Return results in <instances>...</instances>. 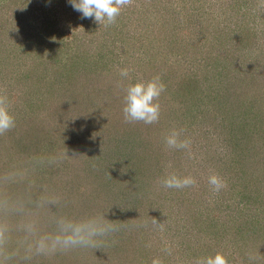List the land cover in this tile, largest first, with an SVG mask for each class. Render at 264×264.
I'll return each mask as SVG.
<instances>
[{
    "label": "rangeland",
    "instance_id": "374dc122",
    "mask_svg": "<svg viewBox=\"0 0 264 264\" xmlns=\"http://www.w3.org/2000/svg\"><path fill=\"white\" fill-rule=\"evenodd\" d=\"M6 1L0 0V14H14V8L29 1L36 5L25 6L22 10L32 12L33 8L39 7V2L35 0H11L12 3L4 8L1 5ZM238 6L240 11L243 8L246 11L233 10L229 16L238 13V17L231 19L240 18L241 22L249 24L252 33L254 30L258 32L261 38L258 42L262 44L264 0H239ZM74 11L72 6L63 4L56 14L52 31L45 27L38 34L44 39L47 32L51 36L59 35L60 41L71 44V51L68 50L70 57L74 54L85 55L92 60L90 65L84 63L85 57L76 62L77 58L73 57L67 70L69 83L57 75L61 71L56 68L59 63L50 58L45 64L37 65L38 74L34 70L29 78L21 71L17 76L11 72L7 75L6 70L0 71V92L7 95L10 111L15 117V127L0 135V175L12 171L23 174L24 179L7 186V191L13 196L26 200L50 194L61 196V204L51 211L33 209L38 214L42 232L55 231L54 216L82 219L101 213L117 231L99 249L78 248L51 257H39L34 264H152L154 258L161 259L163 264H192L197 258L217 252L224 253L229 264H264V212L258 210L256 215L254 213L255 207L264 206V178L261 186L254 189V169L248 165L245 167V177L238 179L241 186L234 187L232 191L228 184L233 177L231 173L224 169L217 172V166L214 171L216 158L209 161V153H206L210 143L215 148L219 141L210 142L205 138L206 131L225 130L226 124L228 131L243 128L244 122L240 116L247 114L256 86H261L258 94L264 97V85L260 82L262 76L254 69L257 64L258 67L264 66V49L252 41L244 44L237 37L227 42L223 55L229 56L230 61H237L234 65L241 64L243 71L240 81L237 79L229 88V96L233 94L237 98L234 113L227 108H217L222 111L219 113L222 116L211 115L198 127L190 128L194 133L188 130L189 127L183 129L176 126V131L181 132L180 139L190 140L191 145L190 149H173L167 147L165 136H154L158 129L166 130L162 126L170 121L168 117L164 119L169 121L159 118L160 123L158 120L150 125L143 122L126 123L124 120L122 109L128 86L125 81L129 80L128 84L139 81L138 75L133 72L137 71V67L141 68L142 62L136 60V56L128 57L138 48L132 36V32H137L132 28L137 11L131 10L130 18L125 13L117 17V25L108 26L106 35H103L105 28L99 33L100 27H91L90 31L94 30V34L85 30L86 23L91 21L93 24L92 19H85L84 24L78 26ZM234 24L231 22L228 29H233ZM234 35L236 32L233 31ZM64 58L68 60L66 55ZM160 62L149 71L154 74L153 77L158 75L163 82L167 73L165 65H160ZM184 65L188 69L190 63L185 61ZM125 68L133 76L123 79L120 70ZM195 69L203 70V66ZM219 70H222L221 74L224 73L222 67ZM45 73L47 77L43 76ZM225 75H221V79ZM250 79H253L252 85L256 84L254 90L248 89ZM50 87H53V95L48 90ZM166 88V94L159 97L157 102L161 110L169 113L168 105L178 107L185 103L171 97L170 88ZM175 111L170 113V118H175L179 113V110ZM217 116L226 122L224 127L219 125V119L215 118ZM160 133L158 131V135ZM245 135L246 141H253L247 138L254 136V133L246 132ZM32 136L36 144L29 140ZM171 174L192 176L197 182L196 186L183 189L163 187L161 181ZM212 174L227 183V187L219 193H214L208 183V177ZM234 191L240 197L235 196ZM231 192L233 197L240 200L238 208L231 215L242 218L247 211L248 215L252 214L253 221L242 222V226L238 225L239 231L235 233L231 229L228 237L222 238V217L225 218L229 210L232 211L229 208L225 210L222 204L228 200ZM195 197L200 201L206 200L207 204L213 199L218 202V205L207 206L197 227H193L191 221L186 223L187 219L182 217L191 218L186 213L189 209L171 214L168 208L173 200L180 202ZM210 211L212 224L210 218L207 219ZM153 218L163 225L162 231L152 224ZM236 236L241 240L240 244H237ZM168 248L171 254L165 251Z\"/></svg>",
    "mask_w": 264,
    "mask_h": 264
},
{
    "label": "trees",
    "instance_id": "16d2710c",
    "mask_svg": "<svg viewBox=\"0 0 264 264\" xmlns=\"http://www.w3.org/2000/svg\"><path fill=\"white\" fill-rule=\"evenodd\" d=\"M35 1L39 2V7H35L38 14L35 12V8H33L32 12L31 10L29 12L22 10L25 6L29 8V5L30 7L36 5L35 2L31 4L32 2L30 1L14 8V14H0V71L6 70L7 75L11 72L13 76L19 75L21 71L29 78L34 70L38 74L37 65L45 64L50 58L59 63L56 68L61 71H58L57 75L64 78V82L69 83L70 79L68 78L67 70H69V64H72L71 59L73 57L77 58L76 62L81 57H85V55L77 56V54H74L73 57H70L68 50L71 51L69 48L71 44H67L65 40L60 41L59 35L53 34L51 36L47 32L45 39L38 35L45 27L49 30L52 29L56 23V14L59 13L58 11L61 10L63 4L71 6L69 0ZM11 3V0H7L1 6L6 8ZM238 5L239 0H135L132 6L122 10L121 15L125 13L128 18L131 16V10L138 13L134 14L135 18L132 22V28L137 30V32H132L133 38L136 39L133 40L138 47L136 48L137 52H135L137 55H134V53L132 56H128L129 58L136 56V60L142 61L140 63L141 68L138 69L137 67V71L133 72L138 75V82L151 80L154 74L149 69H155L156 65H158L157 63L161 61L160 65H165V73H167L165 81L162 82L165 85V89H167L166 87L170 88L169 95L178 100L181 99L185 103H181L183 105L178 107L173 106V104L168 105L167 110L169 113L161 110L160 115L162 116H160V119L163 118V121H170L164 122L162 128L166 130L158 129L161 133L158 135V131H156L154 133L155 137L162 138V136H165L166 138L171 131L177 130L176 126H180L183 129L189 127L188 130L198 127L211 115L213 117L215 115L222 116L219 113L226 108L229 112L234 113V102L237 98L233 94L229 96V88L237 79L240 81V75H242L243 71L241 64L236 66L234 62L237 61H230L229 56L223 55L227 42L237 37L244 44L252 41L260 49H264V40L262 44L258 42L261 39L258 37V32L254 30V33H252L249 24L245 22L244 24L243 21H240V18L231 19L238 17V13L231 17L229 16L231 14L229 12H233V10L246 11V8L240 11L241 8ZM73 14L76 17L75 23L78 26L84 24L85 19L81 18L79 12L74 11ZM231 22L232 25L233 22L235 24L234 28L229 30ZM85 26L87 32L90 31L91 27H100L99 33L105 28L103 35L107 34V27L103 25H98L94 22L92 24L90 21ZM233 31L236 32L234 36H232ZM89 34H94V30H91ZM39 45L40 47H38ZM79 49H81V45ZM65 55L68 57L66 61ZM231 57L233 56L231 55ZM83 59L84 63L91 65L92 60L90 58L85 57ZM185 61L190 63L188 69L184 65ZM199 65L203 66V70L195 69ZM256 66L254 69L260 72L262 76L260 82L261 85H264V66L258 67V64ZM219 67L224 69V73L222 72L221 74L222 70H219ZM74 71L77 70L75 69ZM223 74L225 78L221 79L220 76L222 75L223 77ZM228 74L235 76L230 77L227 76ZM47 75L45 73L43 76L47 77ZM130 76H133V74L129 72L128 78ZM228 77L230 78L227 79ZM13 80H16L15 77H13ZM226 80L227 82H225ZM252 81L253 79L249 80L248 89L254 90V85L256 84L252 85ZM125 82L129 85V80ZM45 83L49 84V82ZM59 83H61V80L60 82L58 81ZM52 88H48L51 95H53ZM259 90H262L261 86H256L255 93L253 92L254 99L247 114L240 116L242 122H244V129L233 128L228 131L226 130L228 129L226 124L225 130H205V138H208L210 142L219 141L215 148L210 143V148L206 151V153H209V161H214V158H216V162L213 164L214 171L215 166H217V172H220V169H224L225 172L231 173L233 177L228 184L232 191L234 187L241 186V182L238 179L245 177V173H247L245 167L248 165L254 169V189L261 186V181L264 178V97L258 94ZM166 92L162 93L160 98ZM192 98L193 100H191ZM17 106L19 107L20 105ZM180 107H183V109ZM51 108H54V106ZM217 108L221 110H217ZM175 109L179 110V113L174 114L175 118L172 116L170 118L169 115L176 113ZM216 111L218 113H215ZM218 116L215 118L219 119V125L224 127L226 122ZM166 117L169 120H165L164 118ZM190 130L193 133L195 132L193 129ZM246 132L254 133V136L250 135L247 138L253 141H246ZM29 140L36 144V139L33 136ZM20 147L22 148L21 145ZM235 193L236 191H234V195ZM235 196L240 197L239 195ZM237 197H233L231 192L228 200H225L222 204L225 210L227 208L232 210H229L225 218L222 217L221 225L223 226L224 224L222 238L228 237V232L231 229L235 233L239 231L238 227L242 226V222L251 223L253 221L252 214L248 215L247 211L245 215H242V218L231 215L240 204V200ZM177 201L173 200L172 205H168L170 213L174 214L175 211L180 212L189 209L186 213L191 218L182 217L185 220L187 219L186 223L191 221L193 227H197L203 212L207 210L209 204L218 203L213 199L209 200V204H207L206 200L200 201L196 197L191 198V200L186 198L179 200L180 202ZM221 209L222 207L220 206ZM249 210L251 212L250 208ZM258 210L264 212V206L255 207V215ZM211 212L207 214V219L210 218L212 224ZM254 222H256L255 219ZM236 242L240 244L241 240L237 238Z\"/></svg>",
    "mask_w": 264,
    "mask_h": 264
},
{
    "label": "clouds",
    "instance_id": "9594fccd",
    "mask_svg": "<svg viewBox=\"0 0 264 264\" xmlns=\"http://www.w3.org/2000/svg\"><path fill=\"white\" fill-rule=\"evenodd\" d=\"M135 0H69L73 9L81 18L92 19L98 25L108 27L115 24L117 17ZM129 69H121L120 76L129 77ZM124 96L123 115L126 123L143 122L154 124L160 118L161 106L157 102L165 91V85L157 75L145 82L129 84ZM15 127V117L10 111L7 95L0 92V135ZM182 131V130H181ZM181 132L173 130L165 138L167 147L190 149L191 141L180 139ZM66 155V154H65ZM24 179L22 173L8 172L0 175V264H34L39 257H51L57 253L78 248L99 249L117 228L107 223L104 213L82 219L67 216H54L55 231L42 232L38 214L33 209L51 211L61 204L59 194H50L24 199L13 196L7 186ZM192 176L179 177L171 174L161 181L165 188L183 189L196 186ZM208 183L214 193L227 187L226 181L216 174L208 177ZM152 224L163 230V225L154 218ZM171 254V249H165ZM251 259V257H250ZM152 264H163L154 258ZM192 264H229L222 252L195 259Z\"/></svg>",
    "mask_w": 264,
    "mask_h": 264
}]
</instances>
